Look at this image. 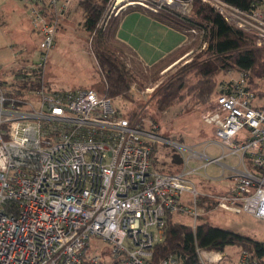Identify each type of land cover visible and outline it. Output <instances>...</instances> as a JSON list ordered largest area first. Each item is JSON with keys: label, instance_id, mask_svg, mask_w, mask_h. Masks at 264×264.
Wrapping results in <instances>:
<instances>
[{"label": "built area", "instance_id": "1", "mask_svg": "<svg viewBox=\"0 0 264 264\" xmlns=\"http://www.w3.org/2000/svg\"><path fill=\"white\" fill-rule=\"evenodd\" d=\"M74 1L80 0H47L42 9L36 2L43 0H29L33 27L44 39L40 60L23 68L27 74L44 73L58 24ZM161 1L138 4L154 12L187 5ZM202 2L264 48V0L249 10L226 0ZM123 5L116 3L115 16ZM259 82L264 88V78ZM6 90L0 85V264H181L174 255L155 260L169 216L190 217L193 230L218 208L264 220V94L251 88L247 72L220 81L202 113L223 147L219 157L203 154L205 166L218 162L234 179L220 192L199 190L187 178L196 169H155L151 143L161 137L120 115L94 88L58 91L44 81L18 95ZM228 156L236 164L220 161ZM197 253L196 264H264L248 250L236 260L217 250Z\"/></svg>", "mask_w": 264, "mask_h": 264}, {"label": "rangeland", "instance_id": "2", "mask_svg": "<svg viewBox=\"0 0 264 264\" xmlns=\"http://www.w3.org/2000/svg\"><path fill=\"white\" fill-rule=\"evenodd\" d=\"M116 1L110 0L101 22L104 31L119 20L120 15L117 17L114 14ZM133 1H141L149 5H159L162 2L161 0ZM174 1L181 3L183 0ZM185 2L187 3L185 9L180 4H175L171 9L180 13L184 11L188 15L192 14L194 0H185ZM131 20L133 19L129 21ZM82 21L83 12L77 7L70 14H65L60 21V29L54 36V47L48 52L44 79L55 90L70 91L90 87L103 92L105 89L103 74L92 52L93 35L82 28ZM128 22L126 27L131 25ZM138 29L145 32L144 25H139ZM186 34L187 40L174 56L153 66L145 65L115 37L110 38V48L126 62V66L134 76L131 86L132 97L130 99L118 97L111 101L120 115L129 114L144 131L154 132L161 137L156 142L155 169L169 172L180 169L187 171L193 168L196 172L189 174L187 178L194 182L199 190L207 188L223 191L234 183L230 175L231 171L226 167L223 168L218 162L205 166L207 159L203 156L205 154L209 158H216L223 154V147L216 135V126L205 122L202 118V113L212 101L198 102L185 89L186 95L180 102L165 109H159L156 104L158 92L171 82L179 78H185L190 84L197 81L192 63L205 57L202 51L207 42L204 39V32L198 29L196 32L186 30ZM150 37H156L153 42L159 45V50L151 48L147 43L141 44L139 49L146 55L144 62L148 65L153 64L165 46L161 43V37L158 34H151ZM43 39L40 28L33 27L29 0H0V78L10 80L18 69L37 63L40 60L42 52L40 44ZM132 39L137 40V38ZM153 53H155L154 57L150 58L149 55ZM6 73L7 76L3 75ZM239 74L240 71L237 69L224 70L216 75V80L220 83ZM174 143L180 144L181 148ZM192 150L198 156H193ZM220 161L225 165L236 164L234 156L222 158ZM208 208L212 207L208 206ZM202 219L215 226L264 242V220L247 212L232 213L218 208L203 214L198 222ZM172 220L187 225L191 223L190 217L182 214H174ZM94 241L101 246L100 240L94 239ZM241 252V246L229 245L224 253L229 259L236 260Z\"/></svg>", "mask_w": 264, "mask_h": 264}, {"label": "trees", "instance_id": "3", "mask_svg": "<svg viewBox=\"0 0 264 264\" xmlns=\"http://www.w3.org/2000/svg\"><path fill=\"white\" fill-rule=\"evenodd\" d=\"M226 1L240 9L249 10L254 7V2L257 0ZM76 3L83 12L82 28L88 34L93 35L92 52L106 83L103 92L96 90L110 99L118 97L130 99L132 97L131 86L134 80L133 73L126 66V62L110 48L111 42L109 41L112 37L116 38L119 20L107 31H104L101 26L110 0H80ZM36 4L44 9L47 0H43L42 4L39 2ZM130 9L148 10L159 20L179 30L186 31L194 28L203 31L204 39L207 42L202 51V55L205 57L192 63L193 69L196 71V83L190 84L185 78H179L168 84L157 94L156 104L159 109H165L176 102H180L186 95L185 89L198 102L212 101L219 93L216 75L224 70L237 69L240 72H247L251 88L257 90L261 95L264 94L263 85L259 82L264 78V48L257 47L251 35L231 26L210 5L202 3L200 0H194L192 14L188 15L167 6H162L160 8L162 10L154 12L137 3L129 5L122 14ZM45 14L49 16L47 11ZM60 25L59 22V29ZM127 49L129 48L127 47ZM129 50L134 54L131 49ZM179 50L180 48L164 59L174 56ZM164 59L154 65L159 64ZM43 78L44 73L32 76L20 68L15 72L11 81L0 79V85L7 89L8 95H18L24 90L40 87L44 81L49 84ZM127 116L133 120L132 116L129 114ZM151 147L152 162L156 164V142L151 143ZM178 161L180 162L179 158ZM180 170L169 172H179ZM208 206L213 207L214 205L208 203ZM229 245L241 246L242 250H248L252 256L264 263V242L215 226L209 221H202L196 230H193L189 225L174 221L172 216H169L165 226L164 238L155 246V260L158 261L161 258L174 255L181 264H196L199 261L197 248L225 252Z\"/></svg>", "mask_w": 264, "mask_h": 264}, {"label": "crops", "instance_id": "4", "mask_svg": "<svg viewBox=\"0 0 264 264\" xmlns=\"http://www.w3.org/2000/svg\"><path fill=\"white\" fill-rule=\"evenodd\" d=\"M77 7V3H73V5L69 8L68 13L70 14V12H73ZM130 19L133 20L129 21ZM127 22L131 24L128 27H126ZM139 25H144L145 32L138 29ZM151 34H158V36L161 37V43H163L165 46L163 49H161L160 55L157 57V59H155L153 64L148 65L144 62V59L147 58L145 57L146 55L139 49L141 48V44L147 43L151 46V48L159 50V45L153 42L154 38L156 37H150ZM116 38L119 42L131 49L134 54L145 65L152 66L167 57L168 55L172 54L179 48H181L184 42L187 40V34L186 31L179 30L173 26H170L166 22L159 20L158 18L153 16V14H151L148 10L130 9L124 12L119 18V24L116 31ZM132 38H137V40ZM154 54L155 53H153V55H149L150 58H152V56L154 57ZM3 75L7 76V73ZM0 79L4 81H11L13 78L10 80H5L2 78ZM206 190L209 189L206 188Z\"/></svg>", "mask_w": 264, "mask_h": 264}, {"label": "bare ground", "instance_id": "5", "mask_svg": "<svg viewBox=\"0 0 264 264\" xmlns=\"http://www.w3.org/2000/svg\"><path fill=\"white\" fill-rule=\"evenodd\" d=\"M139 2L141 1H133V0H117L116 1L117 4H124L123 6H129V5L139 3Z\"/></svg>", "mask_w": 264, "mask_h": 264}]
</instances>
